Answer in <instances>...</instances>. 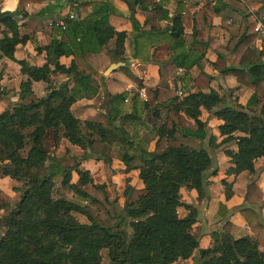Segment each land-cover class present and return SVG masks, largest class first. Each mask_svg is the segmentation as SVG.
Here are the masks:
<instances>
[{
  "label": "trees",
  "instance_id": "16d2710c",
  "mask_svg": "<svg viewBox=\"0 0 264 264\" xmlns=\"http://www.w3.org/2000/svg\"><path fill=\"white\" fill-rule=\"evenodd\" d=\"M40 2L17 0L14 12L0 10V57L16 61L24 75L16 100L0 110V175L20 183L18 198L0 215V264H168L187 258L198 246V238L191 231L196 209L182 203L179 188H193L196 200H201L208 177L215 171L203 140L207 139L210 148L216 143L210 135L206 137L201 109L211 110L220 119L217 127L222 141L236 139V150L226 152L232 162L227 173L251 172L254 159L264 157V59L252 46L260 35L253 27L256 19L264 24V10L260 16L243 13L237 32L214 49L218 56L233 54L220 72L233 75L250 89L245 106L218 107L221 97L212 88L187 89L177 95L167 86H145L121 65L137 89H144L146 99L140 100L137 108L136 90L131 96L132 110L122 112L118 103L125 92L106 93L104 101H110V105L100 122L80 120L70 110L76 98L96 94L98 82L73 59L64 65L58 57L97 52L113 38L110 56L125 60L121 56L125 32L109 25L108 3L94 2L85 17H65L60 37L54 36L37 47L44 50L45 62L31 65L13 56L17 43L28 38L18 32L14 14L38 17L39 13L28 14L24 7ZM135 4L148 11L146 21L152 29L157 28L155 18L168 17L156 0L128 1L131 9ZM222 5V0H207L196 12L198 28L192 27L184 35L182 23L189 24L193 16L182 13L183 0H176L170 35L175 38L174 47L185 46L187 51L172 57L175 66L186 71L193 64L200 65L207 43L196 36L202 37ZM44 9H54V5L48 3ZM209 78L200 70L193 80L198 83ZM37 80L45 82V92L39 95L31 87ZM130 120L154 132L152 148L126 131L124 124ZM236 131L241 134L234 136ZM62 138L80 148L78 157H72L76 160L72 165L66 166L63 158L54 155ZM112 147L124 169H137L142 186L136 189L134 200L127 199L129 185L122 193L124 199L119 201L108 196L104 183L94 182L86 169L78 167L80 159L87 158L110 163ZM72 171L77 174L74 182ZM57 175L60 186L75 194L78 201L55 193ZM223 184L227 197L230 190L224 181ZM261 199V188L248 182L244 200L256 203ZM180 205L187 209L184 215L177 213ZM74 213L82 214L85 221ZM239 214L255 237L234 236L231 223L225 221L219 231L212 232L213 245L199 249L200 262L264 264V250L260 248L264 246V222L249 205L241 206Z\"/></svg>",
  "mask_w": 264,
  "mask_h": 264
},
{
  "label": "crops",
  "instance_id": "0c3cea01",
  "mask_svg": "<svg viewBox=\"0 0 264 264\" xmlns=\"http://www.w3.org/2000/svg\"><path fill=\"white\" fill-rule=\"evenodd\" d=\"M98 1H105L109 4L110 10L107 15L109 25L114 30L125 32L121 53L125 60H116L110 56L108 50L112 47L113 38L97 52H89L83 56L68 54L58 57V61L64 65H68L73 59L80 68L91 73L98 82L96 94L91 97H78L70 104V110L75 117L80 120L93 119L103 122L104 113L110 105V101H104L106 93L122 91L125 92V96L118 103L120 111L130 112L132 110L131 96L137 90V85L120 69L121 65H125L145 86H167L174 90L180 86L183 91L187 89L207 91L212 88L221 97L218 107H235L237 104L245 106L250 89L237 82L233 75L220 72L224 66L230 63L233 54L228 52L223 56H218L214 49L218 45L225 44L230 35L237 32L243 13L260 16L264 10V0H222V7L212 17L211 24L204 28L202 37L196 36L197 40L207 43L200 65L193 64L186 71L175 66L172 61V57L176 53L187 51L185 46L174 47L175 38L170 35L171 17L175 13L176 0H156L166 10L168 17L155 18L154 21L157 23L155 29H152L150 23L146 21L148 11L140 9L138 4H135L131 9L128 6L130 0H41L40 3H27L24 10L28 14L39 13V16L29 17L19 13L14 14L18 32L20 35L25 34L28 37L23 43H17L13 51L14 58L24 59L31 65L43 64L45 62L44 50L37 47H42L52 37L61 35L60 29L54 26L53 22L63 18L68 12L75 15L74 19L83 18L92 10L93 3ZM205 2L207 0H183L182 13H190L193 16L189 24L182 23L184 35L189 34L192 27L198 28L196 12ZM48 3L53 4L54 9L45 10L44 7ZM16 7L17 0H0V10L14 12ZM252 46L259 51L261 58L264 59V34H260ZM115 61H121L122 64L104 74V69ZM200 70L207 73L210 78L208 81L202 79L195 83L193 79ZM0 71V83L3 75L5 77L11 74L15 75L18 84L24 78V75L19 72V64L6 56L0 57ZM58 76L62 78V75ZM31 87L33 92L38 95L45 92V82L42 80L33 81ZM138 99L137 108H139L141 100ZM200 118L205 123L206 137L210 135L216 143L210 148L207 145V139L203 140V145L208 149L212 160L211 165L215 171L208 177L205 185V197L201 200H196V191L193 188L184 186L179 188L182 203L194 206L196 209L191 231L198 238V246L187 258L177 259L168 264H203L198 260L199 249L213 245L212 232L219 231L225 221L231 223V232L234 236L243 235L253 239L255 234L248 229L243 217L239 214L241 206L253 207L264 222V157L254 159L251 172L242 170L237 173H227L226 169L232 165V162L226 152L236 150V139L221 140L223 135L219 134L217 127L220 119L215 117L211 110L201 109ZM128 123L133 138L147 145L148 149L152 148L154 132L142 126L139 121L130 120ZM239 134L241 133L237 131L233 133L234 136ZM59 146V150H64L66 147L71 148L73 152L77 150L75 145L70 144L65 138L61 139ZM114 149L112 147L111 152L114 153ZM80 165L89 169L93 175V172L97 171L99 176H102L98 182L113 183V180H117L119 182V186L116 184L119 190L117 194L119 201L124 199L120 179L127 176L125 179L130 186L128 200H134L137 195L136 189L142 186L141 180L137 177V169H124V163L116 157L112 156L108 165H105L102 159L93 158L82 160ZM107 167L108 173L105 174ZM71 178L74 182L73 177ZM75 178H77V174ZM94 180L96 181V178ZM223 181L230 190L227 197L224 195ZM250 181L255 182L262 190V199L256 203H247L244 200L245 187ZM219 203H222L221 207L218 205ZM186 212L187 209L184 205L177 207L179 215H184ZM260 248L264 250V246H260Z\"/></svg>",
  "mask_w": 264,
  "mask_h": 264
},
{
  "label": "rangeland",
  "instance_id": "374dc122",
  "mask_svg": "<svg viewBox=\"0 0 264 264\" xmlns=\"http://www.w3.org/2000/svg\"><path fill=\"white\" fill-rule=\"evenodd\" d=\"M11 75H7V77H5L3 75L2 82L0 83V94H1L0 95V102L2 103V105L0 106V110L16 100V91L18 90V87H17V84H18L17 80L18 79L15 77V75H12V76ZM124 126H125L126 131L128 133H130V124L128 122H125ZM75 147L77 150H75V152H73L72 149L69 147L68 148L66 147L64 150H59L60 149V146H59V148L56 149L54 155L56 157L63 158L62 163H64L66 166L72 165L76 162V160H74L72 157H78V155L80 153V148L76 145H75ZM24 151L25 150H22V152H24ZM109 153H110L111 157L113 156V157H116L119 159V156H117L115 153H113V152H109ZM93 159H95V158H93ZM82 160H86V159H80L78 167L81 169H86L82 165H80ZM104 164L108 165V163H104ZM86 170L89 172V174H90V176L94 182H98V179L100 177H102V176H99L97 171H94L93 172L94 175H93L89 169H86ZM107 173H108V167L105 171V174H107ZM75 175H76V173L74 171H72L71 177H73V181L76 180ZM126 177L127 176H125L124 179H120V182L122 183V186H123V191H124V188L128 185V182H126L127 179H125ZM94 178H96V181L94 180ZM59 179H60L59 175L55 176V186H54L55 193L56 194H63L67 198H71L73 200L78 201L79 198L75 194H73L71 191H69L66 187L60 186ZM71 181H72V178H71ZM99 183L105 184L109 197L118 198L117 194L119 191L118 190V186H119L118 183L119 182L117 180H113V183L112 182H107V183L106 182H99ZM116 184L118 186H116ZM19 188H20L19 182L15 181L13 179H10L7 176H4V175L1 176L0 175V201H1V203H0V205H1L0 215L3 214L5 212V210L18 198V195L20 192ZM83 203H85V202H83ZM74 214L79 220L85 221V217L82 214H79V213H74ZM1 231H2V227L0 226V232ZM104 260L105 259L103 258V261Z\"/></svg>",
  "mask_w": 264,
  "mask_h": 264
},
{
  "label": "built area",
  "instance_id": "2783aa9c",
  "mask_svg": "<svg viewBox=\"0 0 264 264\" xmlns=\"http://www.w3.org/2000/svg\"><path fill=\"white\" fill-rule=\"evenodd\" d=\"M213 1V0H211ZM67 17L69 19H74L75 18V15L72 13V12H68L63 18H60L58 20H55L53 22V25L60 28V29H63L65 27V22H64V18ZM254 30H257L259 31L260 34H264V24L261 23V21L259 19H256V22L254 24ZM183 89L178 86L176 89H175V93L177 95H182L183 94ZM137 96L141 99V100H145L146 99V94H145V91L144 89L141 87V88H138L137 89Z\"/></svg>",
  "mask_w": 264,
  "mask_h": 264
},
{
  "label": "water",
  "instance_id": "95a60500",
  "mask_svg": "<svg viewBox=\"0 0 264 264\" xmlns=\"http://www.w3.org/2000/svg\"><path fill=\"white\" fill-rule=\"evenodd\" d=\"M122 62L121 61H115V62H111L103 71L104 74H106L108 71H110L111 69H113L114 67L121 65Z\"/></svg>",
  "mask_w": 264,
  "mask_h": 264
}]
</instances>
